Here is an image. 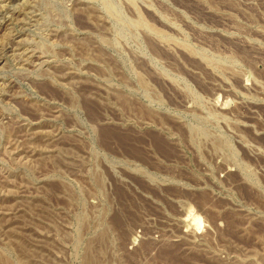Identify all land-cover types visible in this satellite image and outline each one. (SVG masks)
Instances as JSON below:
<instances>
[{
  "label": "rangeland",
  "instance_id": "obj_1",
  "mask_svg": "<svg viewBox=\"0 0 264 264\" xmlns=\"http://www.w3.org/2000/svg\"><path fill=\"white\" fill-rule=\"evenodd\" d=\"M0 49V264H264V0H0Z\"/></svg>",
  "mask_w": 264,
  "mask_h": 264
},
{
  "label": "bare ground",
  "instance_id": "obj_2",
  "mask_svg": "<svg viewBox=\"0 0 264 264\" xmlns=\"http://www.w3.org/2000/svg\"><path fill=\"white\" fill-rule=\"evenodd\" d=\"M28 1H29V0H28ZM109 4H110V3H109ZM113 6H114V5H113ZM0 50H1V49H0ZM32 53H33V52H32ZM38 57H39V56H38ZM38 57H37V58H38ZM7 84H8V83H7ZM193 218H194V217H193ZM195 220L198 222V224H201V221H200L199 219L196 218ZM201 220H202V219H201Z\"/></svg>",
  "mask_w": 264,
  "mask_h": 264
}]
</instances>
